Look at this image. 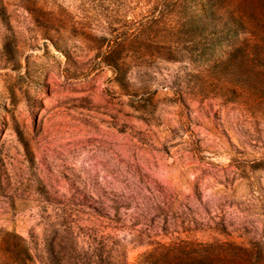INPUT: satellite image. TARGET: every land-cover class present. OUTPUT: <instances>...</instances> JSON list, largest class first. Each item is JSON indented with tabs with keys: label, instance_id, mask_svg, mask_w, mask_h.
I'll return each mask as SVG.
<instances>
[{
	"label": "rangeland",
	"instance_id": "rangeland-1",
	"mask_svg": "<svg viewBox=\"0 0 264 264\" xmlns=\"http://www.w3.org/2000/svg\"><path fill=\"white\" fill-rule=\"evenodd\" d=\"M202 4L0 0V230L40 244L68 212L94 227V208L131 223L204 206L253 235L237 228L264 207V109L222 91L228 71L195 76L182 48Z\"/></svg>",
	"mask_w": 264,
	"mask_h": 264
},
{
	"label": "trees",
	"instance_id": "trees-1",
	"mask_svg": "<svg viewBox=\"0 0 264 264\" xmlns=\"http://www.w3.org/2000/svg\"><path fill=\"white\" fill-rule=\"evenodd\" d=\"M231 3L223 11L212 0H203L201 13L189 24V46L182 49L191 61L202 63L192 69L195 76L211 78L216 72L221 79L228 71L235 78L219 80L222 91L264 109V0ZM249 207L237 228L252 232L249 238L233 237L224 210L204 206H156L158 211L144 213L143 222L131 223V213L94 208V227L68 212L59 231L52 230L40 244L1 229L0 264H264V207ZM170 231L178 235L168 236ZM195 231L215 234L199 237ZM128 243L144 248L133 261L126 257Z\"/></svg>",
	"mask_w": 264,
	"mask_h": 264
}]
</instances>
